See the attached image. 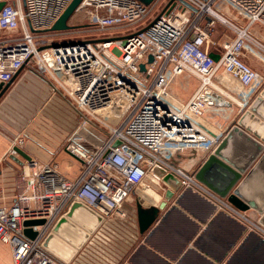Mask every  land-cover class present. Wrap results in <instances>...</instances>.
Returning <instances> with one entry per match:
<instances>
[{
  "label": "built area",
  "instance_id": "1",
  "mask_svg": "<svg viewBox=\"0 0 264 264\" xmlns=\"http://www.w3.org/2000/svg\"><path fill=\"white\" fill-rule=\"evenodd\" d=\"M71 1L7 0L0 10V81L8 82L35 60L82 111L65 144L80 160L77 175L70 178L54 162L30 159L26 190L11 204H0V238L11 245L14 264H61L44 241L72 203L82 202L103 216H126V202L145 180L161 182L156 167L179 176L183 187L192 186L264 235L263 225L173 162L187 150L207 158L226 134L215 112L242 110L262 82L242 51L249 46L264 55V42L250 31L254 24L264 27V0H82L76 11L93 7L89 19L95 30L135 29L122 40H57L72 28L46 30ZM222 1L247 18L245 26L217 9ZM218 22L228 31L222 44L212 39ZM213 45L219 48L218 60L211 55ZM220 70L243 88L255 89L246 93L223 86ZM186 72L199 84L185 102H178L169 85ZM92 121L106 130L105 136L99 137ZM23 144L22 136L15 138L10 153L17 154ZM34 218L45 221L31 226L37 232L31 238L24 233V221Z\"/></svg>",
  "mask_w": 264,
  "mask_h": 264
},
{
  "label": "crops",
  "instance_id": "2",
  "mask_svg": "<svg viewBox=\"0 0 264 264\" xmlns=\"http://www.w3.org/2000/svg\"><path fill=\"white\" fill-rule=\"evenodd\" d=\"M217 9L240 26L246 25L247 18L237 9L229 11L222 4ZM219 28L216 24L212 35ZM250 31L264 42L263 26L254 24ZM210 49L218 55L215 53L219 51L218 47ZM242 57L257 67L262 76V82L252 93L256 96L264 86V55L246 46ZM36 67L33 64L24 65L0 98V204H11L27 187V178L31 172L30 160L23 154H11L9 151L12 141L19 136L24 138L20 148L31 159L39 163L54 162L60 172L70 178H74L80 168V160L65 150V144L78 125L82 111L54 79L46 73L40 74ZM218 80L223 86L237 92H250L251 88H255L251 86L244 89L238 80L223 70ZM250 104L251 101L242 110L231 108L215 112L224 121L225 133L236 124ZM205 159L200 157L199 152L187 150L175 156L173 162L192 173L198 170ZM261 175L260 179H264ZM252 185L260 189L264 180L256 177ZM141 189L126 202V216L118 213L105 215L97 229L80 244L76 255L60 263L264 264L262 237L243 232V225L225 213H214L213 205L194 192L185 193L180 204L171 207L182 190L178 191L161 210L152 226L141 232L137 214L138 200H146L151 205L159 204L164 197L166 185L145 180ZM245 214L252 221L258 222L259 214L254 209L245 211ZM204 219L205 222H202ZM239 219L248 224L250 230L254 229L250 221ZM0 264H14L12 247L1 238Z\"/></svg>",
  "mask_w": 264,
  "mask_h": 264
},
{
  "label": "water",
  "instance_id": "3",
  "mask_svg": "<svg viewBox=\"0 0 264 264\" xmlns=\"http://www.w3.org/2000/svg\"><path fill=\"white\" fill-rule=\"evenodd\" d=\"M7 0H0V10ZM82 0H72L55 23L46 31H60L72 28L69 23L70 17L76 11ZM149 4L153 0H141ZM53 45H59L54 43ZM215 60L219 59V55L211 54ZM153 56H150V61ZM141 68H145V64H141ZM16 76V74H15ZM14 76V77H15ZM14 77L8 82L0 83V98L9 87ZM248 89V88H244ZM255 88H251L253 91ZM247 93V92H246ZM120 141H116L115 145ZM18 153L23 154L27 159H31L24 150L17 148ZM155 172L161 176V182L166 185L164 197L159 204L151 205L148 201L140 199L137 202V214L139 228L141 232L148 230L159 216L169 201L174 198L178 191L181 193L176 197L171 207H177L180 204L182 196L187 192H194L213 205L214 213H225L243 225V232L248 231L249 234H256L264 240V235L259 231L249 229L248 224L234 216L231 212L219 206L218 203L193 188L192 186H182V179L172 172H165L163 169L156 167ZM262 174V175H261ZM260 175L264 176V86L259 90L258 94L253 95L251 104L241 116L236 124L231 126L228 132L224 135L221 142L217 145L214 151L204 160L202 165L195 172V177L204 185L209 187L222 198H226L232 205L242 211L254 209L258 214V222L264 226V185L260 189L251 186L252 182ZM104 216L94 209L90 208L82 202H73L67 213L62 216L54 225L51 232L44 241L46 249L59 255L63 261L71 260L72 256L78 250L80 244L85 241L89 235L94 232ZM43 218L26 219L24 221V233L34 238L37 234L31 227L32 225L44 223ZM76 222V228H79V240L69 246L65 251V240L61 239L62 234H65L68 229L66 227ZM205 222V219L202 220ZM74 229V227L72 228ZM70 229V230H72ZM65 231V232H64ZM66 235H68L66 233ZM73 240V239H71ZM70 240V241H71ZM72 243H74L72 241ZM64 251V254H62Z\"/></svg>",
  "mask_w": 264,
  "mask_h": 264
},
{
  "label": "rangeland",
  "instance_id": "4",
  "mask_svg": "<svg viewBox=\"0 0 264 264\" xmlns=\"http://www.w3.org/2000/svg\"><path fill=\"white\" fill-rule=\"evenodd\" d=\"M220 4L224 5L225 8H227L229 11H234L236 8L233 7L231 4L226 3L224 1H222ZM94 11L93 7H83L80 10L76 11L73 16L70 18V24L73 26L72 29L70 30L71 32L69 34H64V35H57L56 39L60 40V39H68V38H72V37H84V38H95L97 36H116L118 39L117 40H122L123 36L126 35L128 32H131L133 29V27H122V28H114V29H110L108 31H103V32H99L97 30H95L93 28V26L90 24V12ZM229 15V14H228ZM220 28L218 30V32H216L215 35H212L214 41L217 44H222L224 42V40L227 38V28L225 25H223L221 22L217 23ZM54 43V42H53ZM121 43L120 41L116 42V45L119 46ZM114 47V51H117V47H115V45L113 44L111 46V48ZM213 47H218L217 45H213ZM29 64H33L36 67V70L40 73V74H44V72L42 70L39 69L38 67V63L37 61L33 60L32 62H30ZM253 66V65H252ZM256 70L257 67L253 66ZM222 70H220L221 72ZM259 71V70H258ZM45 75V74H44ZM199 84V79L194 76L193 74L186 72L184 74H182L180 76L179 79L174 78L172 80V82L169 85V91L170 94L172 95V97L174 98L175 101L178 102H185L191 95L192 93L195 91V89L197 88ZM92 125H93V129H95L97 131V134L99 135V137L101 136H105L106 134V130L101 128L100 126H97L95 124V122L92 121ZM92 127V126H91ZM76 222H74V224H70L66 227L67 232H65V234H62L63 236H61V239L65 240V244L64 249L65 251H67L66 249L69 248V246H75L74 244L79 240V228H76ZM80 226V225H79ZM74 227V229H72ZM72 229V230H70ZM66 233L68 235H66ZM73 239V240H71ZM71 240V241H70ZM72 241L74 243H72ZM68 247V248H67ZM53 257H55L56 260H58L59 262L61 260H63L59 255L55 254L54 252L48 250ZM69 252V251H67ZM77 251L75 253H72L71 250V254L69 255L70 257L72 256V258L76 255ZM64 254V251L63 253Z\"/></svg>",
  "mask_w": 264,
  "mask_h": 264
}]
</instances>
